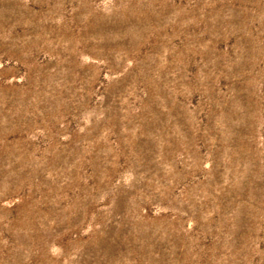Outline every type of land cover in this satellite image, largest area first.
Listing matches in <instances>:
<instances>
[{"label": "rangeland", "instance_id": "1", "mask_svg": "<svg viewBox=\"0 0 264 264\" xmlns=\"http://www.w3.org/2000/svg\"><path fill=\"white\" fill-rule=\"evenodd\" d=\"M0 264H264V0H0Z\"/></svg>", "mask_w": 264, "mask_h": 264}]
</instances>
